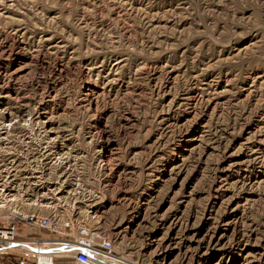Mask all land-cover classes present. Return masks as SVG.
I'll list each match as a JSON object with an SVG mask.
<instances>
[{"label": "rangeland", "instance_id": "374dc122", "mask_svg": "<svg viewBox=\"0 0 264 264\" xmlns=\"http://www.w3.org/2000/svg\"><path fill=\"white\" fill-rule=\"evenodd\" d=\"M0 187L112 264H264V0H0Z\"/></svg>", "mask_w": 264, "mask_h": 264}, {"label": "built area", "instance_id": "2783aa9c", "mask_svg": "<svg viewBox=\"0 0 264 264\" xmlns=\"http://www.w3.org/2000/svg\"><path fill=\"white\" fill-rule=\"evenodd\" d=\"M8 195L0 187V264H53L57 258H70L74 264L119 260L112 255V242L107 236L93 234L72 216L53 211L45 216L10 211L13 199ZM18 224L24 228L22 236L17 235Z\"/></svg>", "mask_w": 264, "mask_h": 264}, {"label": "bare ground", "instance_id": "6f19581e", "mask_svg": "<svg viewBox=\"0 0 264 264\" xmlns=\"http://www.w3.org/2000/svg\"><path fill=\"white\" fill-rule=\"evenodd\" d=\"M43 254H45L44 252H42ZM41 260V257H40V255H39V261ZM116 259H111V260H105V261H103L104 263H102V264H112V262L113 261H115ZM121 260V259H120Z\"/></svg>", "mask_w": 264, "mask_h": 264}]
</instances>
